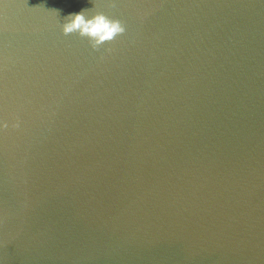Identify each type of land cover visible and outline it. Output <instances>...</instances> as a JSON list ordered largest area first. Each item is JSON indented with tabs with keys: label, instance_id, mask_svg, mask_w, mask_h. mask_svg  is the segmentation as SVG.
I'll use <instances>...</instances> for the list:
<instances>
[{
	"label": "water",
	"instance_id": "obj_1",
	"mask_svg": "<svg viewBox=\"0 0 264 264\" xmlns=\"http://www.w3.org/2000/svg\"><path fill=\"white\" fill-rule=\"evenodd\" d=\"M0 264H264V0H0Z\"/></svg>",
	"mask_w": 264,
	"mask_h": 264
},
{
	"label": "clouds",
	"instance_id": "obj_2",
	"mask_svg": "<svg viewBox=\"0 0 264 264\" xmlns=\"http://www.w3.org/2000/svg\"><path fill=\"white\" fill-rule=\"evenodd\" d=\"M58 15L60 10H54ZM88 9H82L79 13H69L64 18L62 31L64 35L79 34L82 38H88L93 50H99L105 43L114 41L126 31L125 25L118 19H112L105 14L98 13L89 18ZM111 51V49H107ZM19 128V123L13 125ZM3 128H8V123H3Z\"/></svg>",
	"mask_w": 264,
	"mask_h": 264
}]
</instances>
